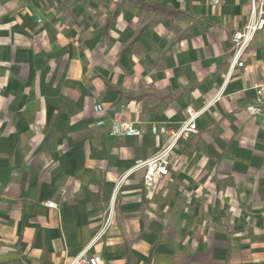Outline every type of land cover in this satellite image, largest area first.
I'll return each instance as SVG.
<instances>
[{"label": "crops", "instance_id": "crops-1", "mask_svg": "<svg viewBox=\"0 0 264 264\" xmlns=\"http://www.w3.org/2000/svg\"><path fill=\"white\" fill-rule=\"evenodd\" d=\"M250 4L0 0V264H66L85 250L105 264H264L263 116L247 109L264 30L226 83ZM221 89L152 199L143 171L115 192L169 141L154 125L179 129ZM117 121L141 135H112Z\"/></svg>", "mask_w": 264, "mask_h": 264}, {"label": "built area", "instance_id": "built-area-1", "mask_svg": "<svg viewBox=\"0 0 264 264\" xmlns=\"http://www.w3.org/2000/svg\"><path fill=\"white\" fill-rule=\"evenodd\" d=\"M262 30H264V0H251L250 13L244 27L232 35L233 54L226 76V83L229 81L236 68L245 65L244 56L246 51L250 47L255 35ZM254 89L256 92L255 101L248 105L247 109L254 115H262L264 126V71L261 74L260 80L254 85ZM225 97L224 89H221L202 109L197 110L190 107L187 110L188 117L186 122L175 131H170L165 126L159 127L154 125L152 127L153 134L169 135V141L153 156L147 159H138L134 166L120 177L121 180H126L129 175L134 172L143 171L146 197L152 199L158 190L160 181L170 175L171 171L174 169L172 155L179 141L188 137L191 133H197L198 118L207 111L211 105ZM94 109L98 113L104 111V107L100 103L96 104ZM104 124V119H100L96 123L98 126ZM111 133L114 136H140L142 131L132 122L117 121L111 126ZM45 205L51 208L57 207L54 201H47ZM114 207L115 204L113 203L112 207H110L106 213L105 222L97 238L102 237V235L109 230L114 219ZM66 264H105V260L100 254L88 255L87 250H85Z\"/></svg>", "mask_w": 264, "mask_h": 264}, {"label": "rangeland", "instance_id": "rangeland-1", "mask_svg": "<svg viewBox=\"0 0 264 264\" xmlns=\"http://www.w3.org/2000/svg\"><path fill=\"white\" fill-rule=\"evenodd\" d=\"M125 182V180H121V178L118 179V181L116 182V185H115V192H117L119 190V188L121 187V185H123V183ZM114 203L113 202H110L108 205H107V209H106V213L108 212L109 208L112 207V204ZM116 213V210H115V207H114V210H113V214L115 215Z\"/></svg>", "mask_w": 264, "mask_h": 264}]
</instances>
